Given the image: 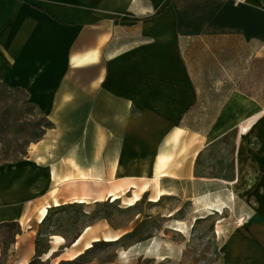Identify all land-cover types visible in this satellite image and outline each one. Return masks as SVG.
Returning a JSON list of instances; mask_svg holds the SVG:
<instances>
[{
  "label": "crops",
  "instance_id": "obj_1",
  "mask_svg": "<svg viewBox=\"0 0 264 264\" xmlns=\"http://www.w3.org/2000/svg\"><path fill=\"white\" fill-rule=\"evenodd\" d=\"M0 83L62 133L44 191L13 197L0 186V225L21 227L4 264L35 257L54 188L62 205L82 195L84 185L55 177L83 171L100 183L103 172L111 183L147 168L152 178L166 156L172 176L160 185L191 184L198 147L231 133L232 175L210 180L224 189V264H264V0H0ZM87 234L62 255L84 251Z\"/></svg>",
  "mask_w": 264,
  "mask_h": 264
},
{
  "label": "rangeland",
  "instance_id": "obj_2",
  "mask_svg": "<svg viewBox=\"0 0 264 264\" xmlns=\"http://www.w3.org/2000/svg\"><path fill=\"white\" fill-rule=\"evenodd\" d=\"M214 111L215 108L212 113ZM197 118L194 126L206 131L209 126L200 123L199 116ZM91 142L87 145H92ZM61 144L60 126H54L24 91L0 83V176L6 171L21 172L25 168H19L22 163H35L40 158L44 159V164H50L51 154L56 153ZM200 149L196 159L197 181L191 184L163 182L161 189L172 195L164 197L160 203L149 201L155 195L153 188L134 208H126L123 204L134 195L127 190L121 192V200L113 202L112 198L95 203L100 193L106 194L121 179L107 183L103 172L100 183L91 175L85 181L75 177L76 183L84 185L88 192L93 191L90 204H68L50 209L49 217L39 226L36 255L30 263L51 264V260L45 261L49 253L48 240L50 235H58L66 242L52 257L53 264L59 260L60 264H224L227 239L224 235V189L210 180L231 177L234 134L208 146L203 144L197 150ZM185 152L182 150V156ZM134 181L142 184L138 178ZM87 227L91 229L79 251L96 238L122 236V239L116 243H93L92 249L84 250V254L74 260L70 258L76 250L62 255ZM20 229L14 223L0 225V264L12 255V244Z\"/></svg>",
  "mask_w": 264,
  "mask_h": 264
},
{
  "label": "bare ground",
  "instance_id": "obj_3",
  "mask_svg": "<svg viewBox=\"0 0 264 264\" xmlns=\"http://www.w3.org/2000/svg\"><path fill=\"white\" fill-rule=\"evenodd\" d=\"M168 157L161 156L159 158L158 165L156 167V171L153 174V177L150 178V171L147 168H143L141 170V174L137 177L140 181H142V184H138L134 181V178H136L134 175L125 174L124 172H115L111 175V179L119 180L116 184H114L108 192L100 193L95 200V203H103L106 200L109 201L113 198V202H116L118 200H121L122 197L120 196L121 192L127 190L128 192H134V195L129 198L128 200H124L123 204L126 206V208H134L139 203H141L144 199V196L150 192L151 188L154 189L155 195L150 198V202L152 203H160L164 197L171 196L172 193L161 189L160 185V179L162 177H169L172 176L170 173L165 171L166 163H167ZM44 159L40 158L35 163H29L27 167H25L21 172L16 171H6L4 175L0 176V186L3 188V190L7 193H9L11 196L15 197L19 194L20 191L25 190L26 188L28 191L32 194H37L42 191H44L47 188V184L50 178V173L47 170L46 164H44ZM93 177L94 174H86V172L79 171L77 175L74 173L67 174L62 176L61 178L55 177L56 180L64 183H74L75 177H79L80 180L85 181L88 176ZM55 176V175H54ZM120 176H123L125 178H120ZM57 188H54L52 190V196H53V205L51 206H44L40 210L39 214V220L40 223L43 224L45 220L48 218L50 214V209L52 208H58L64 205L68 204H90L89 198L90 193L84 188L83 193L80 197H75L74 201L67 204H60L59 200L57 199ZM207 206V205H206ZM218 213V211L214 210ZM91 227H87L84 232L90 231ZM179 233H183L181 230H177ZM58 241V244H64L66 241L62 237L56 238ZM81 239V238H80ZM78 240V242L80 241ZM122 239V236H106L105 240H101L99 238H96L93 242H89L86 244L84 250H90L94 247L93 243L106 241L109 243H116L119 242ZM85 251L77 252L72 255L70 260H74L76 258H79L82 254H84ZM52 252H49L47 255V258H50L52 255ZM23 264H29L28 262H25Z\"/></svg>",
  "mask_w": 264,
  "mask_h": 264
},
{
  "label": "built area",
  "instance_id": "obj_4",
  "mask_svg": "<svg viewBox=\"0 0 264 264\" xmlns=\"http://www.w3.org/2000/svg\"><path fill=\"white\" fill-rule=\"evenodd\" d=\"M240 1L244 2L245 0H240ZM243 221H244V219H240L238 223L241 224Z\"/></svg>",
  "mask_w": 264,
  "mask_h": 264
},
{
  "label": "trees",
  "instance_id": "obj_5",
  "mask_svg": "<svg viewBox=\"0 0 264 264\" xmlns=\"http://www.w3.org/2000/svg\"><path fill=\"white\" fill-rule=\"evenodd\" d=\"M46 220H47V219H46ZM46 220H45V221H46ZM14 224H16V223H14ZM6 225H8V224H6ZM20 232H21V230H19V232H18V233H20ZM30 264H32V263H30Z\"/></svg>",
  "mask_w": 264,
  "mask_h": 264
}]
</instances>
